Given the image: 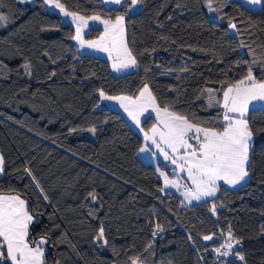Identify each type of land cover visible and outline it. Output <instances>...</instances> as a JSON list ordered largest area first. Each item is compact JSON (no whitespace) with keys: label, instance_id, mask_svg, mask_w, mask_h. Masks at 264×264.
<instances>
[{"label":"trees","instance_id":"obj_1","mask_svg":"<svg viewBox=\"0 0 264 264\" xmlns=\"http://www.w3.org/2000/svg\"><path fill=\"white\" fill-rule=\"evenodd\" d=\"M61 2L68 11L103 18L123 14L126 7H106L101 0ZM212 7L216 10L209 11L204 0H142L125 17L138 68L115 75L107 60L75 45L73 26L43 0H0V14L8 18L0 26V154L5 159L0 194L26 200L34 217L30 238L48 234L46 264H129L133 256L143 264H264V112H250L247 182L234 189L220 186L214 198L184 205L174 193L159 191L154 166L138 157L141 136L98 98L99 89L136 97L147 84L161 107L168 105L193 122L218 124L222 110L207 109L204 90L240 78L245 61L256 60L254 73L261 76L264 3L249 9L238 0H213ZM230 21L236 24L233 32ZM100 33L92 28L85 36ZM153 123L149 116L141 126L148 130ZM93 127L94 133L88 131ZM89 192L98 199L92 201ZM101 225L108 239L104 247L93 240ZM229 229L243 261L213 251L226 242ZM213 233V241L202 240Z\"/></svg>","mask_w":264,"mask_h":264},{"label":"snow or ice","instance_id":"obj_2","mask_svg":"<svg viewBox=\"0 0 264 264\" xmlns=\"http://www.w3.org/2000/svg\"><path fill=\"white\" fill-rule=\"evenodd\" d=\"M18 2L24 4L30 0H18ZM102 2L122 7L126 5V7L123 14H116L114 18H103L98 14L86 17L68 11L61 0H43L44 5L58 9L65 17H71L72 23L75 24V35L71 38L78 41L81 47L108 54L113 71L121 72L137 67V58L126 40L125 17L142 3V0H102ZM212 2L213 0H206L209 11L216 10L213 9ZM246 2L251 5H261L264 0H246ZM7 21L8 18L0 14V26H6ZM94 23L103 25V33L96 40H85L84 30H91ZM228 27L236 29V24L230 21ZM244 63L248 66L240 78L222 82L218 90L211 88L204 90L208 106L219 107L222 110L217 117L218 124L216 120L193 122L187 115L170 110L168 105L161 107L147 84L140 89L136 98L112 96L106 94L103 89L98 90V98L101 101H117L137 126L141 123L140 117L148 113L149 109L156 113L157 124L153 125L151 135L145 133L144 138L155 145L165 160L170 161L178 172L185 174L190 181V184L181 185L179 180L169 179L165 172H160L164 187L159 191L163 192L168 187H184L185 191L182 195L191 203L202 201L207 197H215L220 189V182L234 187L248 177L250 145L253 142L250 112H264V70L258 78L254 73V65L257 61ZM261 63L264 64V61ZM22 67L27 74L31 73L30 62H25ZM52 75L55 73L53 72ZM88 131L94 133L95 128H89ZM140 151L144 152L146 148H141ZM4 165V156L0 154V173L4 172ZM24 171L32 178L42 198L48 200L43 188L32 175L31 169L25 168ZM88 197L92 201L98 199L95 192H89ZM216 211L217 205L213 202L210 212L215 215ZM33 220L34 217L29 211L26 200L19 194H0V264H46L45 245L48 244V234L39 239H31L30 226ZM156 228L163 231L159 224ZM153 235L155 236L156 233L153 232ZM215 237L216 234L213 233L203 236L202 240L213 241ZM189 239L191 240V236ZM93 240L101 247L108 245L103 225L100 226ZM233 240L235 237L229 229L226 242L213 251L218 257L236 255L240 261H243L244 257L235 250ZM236 244H239L238 240ZM150 248L151 244L145 248V251ZM129 264H143V261L139 256H133L129 258Z\"/></svg>","mask_w":264,"mask_h":264},{"label":"rangeland","instance_id":"obj_3","mask_svg":"<svg viewBox=\"0 0 264 264\" xmlns=\"http://www.w3.org/2000/svg\"><path fill=\"white\" fill-rule=\"evenodd\" d=\"M103 5L106 6V7L120 6V5L104 4V3H103ZM46 7H47L48 10L53 11V12L57 13L58 15H60L62 20L64 22H66V23L71 24L73 26L74 30H75V24L72 23L71 17H65L62 13L59 12L58 9H53L51 7H48V6H46ZM90 23H92V22H90ZM92 28H100L101 29L100 35L103 33V25L102 24L94 23V24H92ZM230 30H231V32L234 31V29H231V28H230ZM88 31H89V29H85L84 30V39L85 40H96V39H98L100 37V35H99L98 37H95V38H87L85 35L88 33ZM74 35H75V33H74ZM73 41H74L75 45L80 50H82L83 52L91 54L93 56L101 57V58H104L105 60H107L109 65H110L112 73L115 74V75H122V74H126V73H129V72H134L138 68V66H137L135 68H129V69L123 70L121 72H115V71H113L112 66H111L112 65V61L108 58V54L106 52L98 51L96 49H90V48H87V47H81L78 41H76V40H73ZM115 96H122V95H115ZM123 96H126V95H123ZM136 97H133V98H136ZM204 102H205L206 107H207L208 110H212V109L216 108L215 106L214 107H209L208 106V101H207L206 94H205ZM101 106L109 107V108H112V109H115V110L119 111L120 114L123 116V118L126 119V121L129 123V125L133 128V130H135L141 136L142 141H143L141 148H146V151L141 152L140 151L141 148H140L139 152H138V157L140 158V160L143 163H149V164L154 166V168L156 170V173H157V176H158L159 180L162 183V187H164V184H163V177L160 176V172H165L169 176V179H177V180H179L181 185L190 184V181L187 180L186 175L182 174V173H179L178 170L175 168L174 165L171 164L170 161L165 160L163 154L160 153L157 150L155 145H152L150 141H146L145 138H144L145 133H148L149 135H151V129H152L153 125L157 124L156 113L154 111L149 109L148 113H145V115L141 116L140 117L141 123H140L139 126H137L135 124V122L124 111V109L120 107V105H119V103L117 101H101ZM149 116L154 119V123L151 125V127L148 130H144L142 128L141 124H142L143 120L146 119ZM168 166L171 168V173L167 172V170L165 169ZM247 180H248V177H246L244 181H242L240 184H238V185H236L234 187L233 186L224 185L223 182H220V185L224 186V187H226L228 189H234V188H238L241 185H243L245 182H247ZM165 191H169V192L174 193L181 200V202L184 205H190V204H195V203L201 202V201H192L191 203H189L184 198V196L182 195V193L185 191L184 187H180V188L168 187V188H165ZM217 193H216V195H217ZM212 198H214V197H207L204 200L212 199Z\"/></svg>","mask_w":264,"mask_h":264},{"label":"crops","instance_id":"obj_4","mask_svg":"<svg viewBox=\"0 0 264 264\" xmlns=\"http://www.w3.org/2000/svg\"><path fill=\"white\" fill-rule=\"evenodd\" d=\"M204 1H206V0H204ZM238 1H240L246 8H249V9H258L261 6V5H251V4L247 3L246 0H238ZM167 172H169V171L167 170ZM169 173H171V171Z\"/></svg>","mask_w":264,"mask_h":264},{"label":"built area","instance_id":"obj_5","mask_svg":"<svg viewBox=\"0 0 264 264\" xmlns=\"http://www.w3.org/2000/svg\"><path fill=\"white\" fill-rule=\"evenodd\" d=\"M169 172L171 171V168L168 166L167 168H166Z\"/></svg>","mask_w":264,"mask_h":264}]
</instances>
